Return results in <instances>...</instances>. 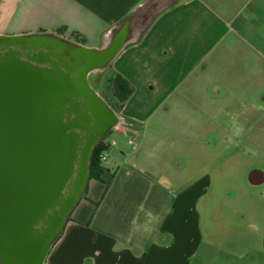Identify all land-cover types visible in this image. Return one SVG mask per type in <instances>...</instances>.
<instances>
[{
  "label": "crops",
  "instance_id": "crops-1",
  "mask_svg": "<svg viewBox=\"0 0 264 264\" xmlns=\"http://www.w3.org/2000/svg\"><path fill=\"white\" fill-rule=\"evenodd\" d=\"M20 5L33 34L122 44L108 66L134 89L86 187L98 200L75 206L46 264H192L210 177L173 184V135L211 112L236 118L227 101H264V0H0V21Z\"/></svg>",
  "mask_w": 264,
  "mask_h": 264
},
{
  "label": "water",
  "instance_id": "water-1",
  "mask_svg": "<svg viewBox=\"0 0 264 264\" xmlns=\"http://www.w3.org/2000/svg\"><path fill=\"white\" fill-rule=\"evenodd\" d=\"M0 264H46L89 181L97 144L119 124L88 81L122 44L87 48L57 34L0 35ZM57 48V62L32 53Z\"/></svg>",
  "mask_w": 264,
  "mask_h": 264
},
{
  "label": "rangeland",
  "instance_id": "rangeland-1",
  "mask_svg": "<svg viewBox=\"0 0 264 264\" xmlns=\"http://www.w3.org/2000/svg\"><path fill=\"white\" fill-rule=\"evenodd\" d=\"M10 13L7 9L5 16ZM25 17V9L20 5L13 17L0 21V35L37 33L35 28H29L30 24L27 26ZM54 52L59 53V50L43 47L32 51L57 62L60 59L53 55ZM28 53L25 48H15L12 54L0 55V62L6 58L17 61V56ZM108 76L107 68L88 75L91 87L101 98L108 95ZM243 98L226 103L228 108L230 103L234 105L239 114L236 118L211 112L209 116L195 118L194 131L173 135L178 149L172 159L181 164L177 167L179 182L173 184L184 183L186 178L190 183L191 179L206 174L210 177L208 193L200 203L204 242L192 264H264V182L253 185L249 180L253 170L261 171L264 176V110L256 109L264 107V101ZM234 120L236 127L231 126ZM0 130L6 142H16L14 136H7L10 130L15 131L14 128L2 125ZM108 153L104 151L103 155L108 157ZM91 183L92 186L96 184ZM90 189L92 193L88 187L76 206L96 203L98 196L94 200L95 190Z\"/></svg>",
  "mask_w": 264,
  "mask_h": 264
},
{
  "label": "trees",
  "instance_id": "trees-1",
  "mask_svg": "<svg viewBox=\"0 0 264 264\" xmlns=\"http://www.w3.org/2000/svg\"><path fill=\"white\" fill-rule=\"evenodd\" d=\"M107 69H109V76L107 79L108 95L102 96V99L112 110H114L115 112H120L130 96L133 94L134 89L131 84L121 74L113 70L111 66H108ZM110 131L107 134H109ZM106 136L97 144L93 151L91 157L89 180L101 179V175L104 170V161L102 160V156L104 154V151L109 150V144L106 143ZM69 219L70 218H68V220ZM58 239L56 240V242L58 241Z\"/></svg>",
  "mask_w": 264,
  "mask_h": 264
},
{
  "label": "flooded vegetation",
  "instance_id": "flooded-vegetation-1",
  "mask_svg": "<svg viewBox=\"0 0 264 264\" xmlns=\"http://www.w3.org/2000/svg\"><path fill=\"white\" fill-rule=\"evenodd\" d=\"M4 55L5 53L1 52L0 55ZM18 59H21V60H27L26 56L24 54H20L19 56H17ZM249 180L251 182V184L253 185H259V184H262L264 182V176L262 174L261 171H258V170H253L250 172L249 174Z\"/></svg>",
  "mask_w": 264,
  "mask_h": 264
},
{
  "label": "built area",
  "instance_id": "built-area-1",
  "mask_svg": "<svg viewBox=\"0 0 264 264\" xmlns=\"http://www.w3.org/2000/svg\"><path fill=\"white\" fill-rule=\"evenodd\" d=\"M102 160H103V161H105V160H106V157H105L104 155L102 156Z\"/></svg>",
  "mask_w": 264,
  "mask_h": 264
}]
</instances>
